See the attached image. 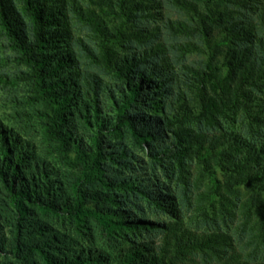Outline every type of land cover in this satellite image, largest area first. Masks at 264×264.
I'll return each instance as SVG.
<instances>
[{
  "label": "trees",
  "instance_id": "trees-1",
  "mask_svg": "<svg viewBox=\"0 0 264 264\" xmlns=\"http://www.w3.org/2000/svg\"><path fill=\"white\" fill-rule=\"evenodd\" d=\"M0 264H264V0H0Z\"/></svg>",
  "mask_w": 264,
  "mask_h": 264
},
{
  "label": "rangeland",
  "instance_id": "rangeland-1",
  "mask_svg": "<svg viewBox=\"0 0 264 264\" xmlns=\"http://www.w3.org/2000/svg\"><path fill=\"white\" fill-rule=\"evenodd\" d=\"M6 96H7L6 93L3 92V93H2V97L5 98ZM4 111H7V109H6V108H3V112H4Z\"/></svg>",
  "mask_w": 264,
  "mask_h": 264
}]
</instances>
